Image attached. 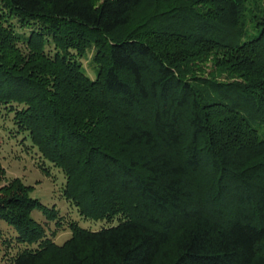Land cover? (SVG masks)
<instances>
[{
    "label": "trees",
    "instance_id": "obj_1",
    "mask_svg": "<svg viewBox=\"0 0 264 264\" xmlns=\"http://www.w3.org/2000/svg\"><path fill=\"white\" fill-rule=\"evenodd\" d=\"M143 1L0 0V108L107 224L54 245L0 167L9 264H264V0Z\"/></svg>",
    "mask_w": 264,
    "mask_h": 264
},
{
    "label": "rangeland",
    "instance_id": "obj_2",
    "mask_svg": "<svg viewBox=\"0 0 264 264\" xmlns=\"http://www.w3.org/2000/svg\"><path fill=\"white\" fill-rule=\"evenodd\" d=\"M96 1L98 4L102 2V0ZM144 1L137 7L136 14L138 17L141 16V9L153 8L149 0ZM16 46L22 53H26L24 45L17 43ZM93 57L94 51L92 50L84 52L78 57L83 70L91 79L96 78L97 63L94 62ZM200 66L207 74L212 70L213 64L208 60ZM13 117V109L7 111L0 108V167L4 171V183L7 184L18 179L24 186L31 188L30 194L33 198L39 199L50 210V213H54V218L50 219L49 216L37 210L32 212V217L44 227L46 237L54 245L61 246L72 235L70 230L72 223L88 230H97L107 225L101 221L83 218L73 204L63 196L64 175L57 168L44 161L37 150L29 144V140L19 133ZM203 175L200 177L203 180L199 182L200 185L207 182V179H203L205 176ZM0 229L3 233L0 240V264H9L24 246L12 239L14 232L4 224L0 223ZM172 246L170 244L165 248L166 252L164 251L158 257L157 262L163 264L166 255L173 253Z\"/></svg>",
    "mask_w": 264,
    "mask_h": 264
}]
</instances>
